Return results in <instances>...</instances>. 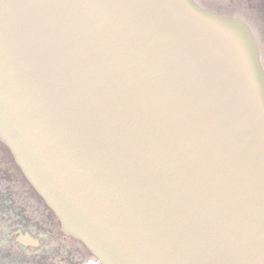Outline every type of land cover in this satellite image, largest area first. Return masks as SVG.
I'll return each mask as SVG.
<instances>
[{
	"label": "water",
	"instance_id": "95a60500",
	"mask_svg": "<svg viewBox=\"0 0 264 264\" xmlns=\"http://www.w3.org/2000/svg\"><path fill=\"white\" fill-rule=\"evenodd\" d=\"M0 143L100 264H264V72L194 0H0Z\"/></svg>",
	"mask_w": 264,
	"mask_h": 264
},
{
	"label": "flooded vegetation",
	"instance_id": "af4514ba",
	"mask_svg": "<svg viewBox=\"0 0 264 264\" xmlns=\"http://www.w3.org/2000/svg\"><path fill=\"white\" fill-rule=\"evenodd\" d=\"M229 0V4H230ZM255 38L264 72V0H240L236 14ZM0 264H99L77 241L63 235L53 213L33 191L0 144Z\"/></svg>",
	"mask_w": 264,
	"mask_h": 264
},
{
	"label": "rangeland",
	"instance_id": "374dc122",
	"mask_svg": "<svg viewBox=\"0 0 264 264\" xmlns=\"http://www.w3.org/2000/svg\"><path fill=\"white\" fill-rule=\"evenodd\" d=\"M198 3H200L201 5H203L204 7H206V8H213V3H220L221 2V0H196ZM229 1V0H228ZM231 2H230V4L229 5H231L230 6V8L237 14L238 12H239V10H240V7H239V5L237 4V0H230ZM239 2H240V0H238ZM222 3V2H221ZM219 4V6H217V4L216 5H214V6H217V7H219L220 9H224V7H222V4ZM219 9V10H220ZM238 19V18H237ZM240 20V19H239ZM242 21V20H241ZM249 28V30H252V31H254L253 29H251L250 27H248ZM251 32V31H250ZM253 34V33H252ZM254 36V35H253Z\"/></svg>",
	"mask_w": 264,
	"mask_h": 264
}]
</instances>
